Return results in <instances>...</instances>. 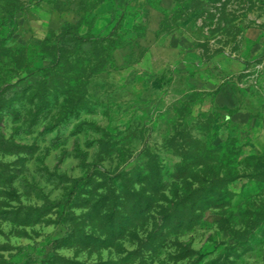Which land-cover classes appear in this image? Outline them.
<instances>
[{
    "label": "rangeland",
    "instance_id": "1",
    "mask_svg": "<svg viewBox=\"0 0 264 264\" xmlns=\"http://www.w3.org/2000/svg\"><path fill=\"white\" fill-rule=\"evenodd\" d=\"M0 264H264V0H0Z\"/></svg>",
    "mask_w": 264,
    "mask_h": 264
},
{
    "label": "trees",
    "instance_id": "2",
    "mask_svg": "<svg viewBox=\"0 0 264 264\" xmlns=\"http://www.w3.org/2000/svg\"><path fill=\"white\" fill-rule=\"evenodd\" d=\"M68 36H72L71 32H69L68 30L66 32H64L62 35H61V38H65V37H68ZM153 175V174H152ZM150 180L153 181V178L151 176H149ZM71 237H73V234H71Z\"/></svg>",
    "mask_w": 264,
    "mask_h": 264
}]
</instances>
